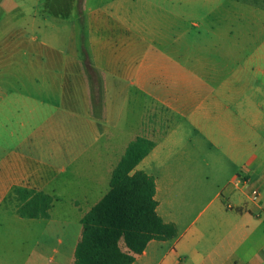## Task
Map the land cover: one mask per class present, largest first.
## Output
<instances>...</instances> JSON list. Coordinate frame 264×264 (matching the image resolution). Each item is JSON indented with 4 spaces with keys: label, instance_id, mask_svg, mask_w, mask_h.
<instances>
[{
    "label": "crops",
    "instance_id": "0c3cea01",
    "mask_svg": "<svg viewBox=\"0 0 264 264\" xmlns=\"http://www.w3.org/2000/svg\"><path fill=\"white\" fill-rule=\"evenodd\" d=\"M241 1L83 0L80 9L79 0H0V62L12 66L0 72V208L18 186L55 191L54 201L77 214L60 222L61 233H26L25 264L74 263L82 218L108 193L138 137L155 146L136 170L155 178L157 212L178 237L150 241L133 264H264V41L236 36L255 34L257 18L264 30V10H241ZM52 15L71 24V56H78L84 18L89 56L104 81L103 132L78 57L72 63L88 94L84 115L76 113L82 90L65 104L79 133L52 140L40 121L52 95L64 98L65 86L77 83L44 78L46 64L65 69L60 53H47L56 51L46 37ZM22 56L24 75L13 68ZM201 200L204 209L191 217ZM41 220L53 223L51 214Z\"/></svg>",
    "mask_w": 264,
    "mask_h": 264
},
{
    "label": "trees",
    "instance_id": "16d2710c",
    "mask_svg": "<svg viewBox=\"0 0 264 264\" xmlns=\"http://www.w3.org/2000/svg\"><path fill=\"white\" fill-rule=\"evenodd\" d=\"M81 3L79 0L80 9ZM88 70L95 83V70L91 66ZM154 146L155 142L145 137L129 144L113 171L110 190L82 218V236L73 264H133L150 241L178 237L176 225L166 223L157 212L155 178L136 170ZM12 200L16 203L14 212L24 219H49L54 203L49 194L18 186L6 198Z\"/></svg>",
    "mask_w": 264,
    "mask_h": 264
},
{
    "label": "rangeland",
    "instance_id": "374dc122",
    "mask_svg": "<svg viewBox=\"0 0 264 264\" xmlns=\"http://www.w3.org/2000/svg\"><path fill=\"white\" fill-rule=\"evenodd\" d=\"M100 0H89V3L95 5ZM83 3V0H82ZM81 3V8L83 7V4ZM242 4H245L244 6L251 7L252 9L249 10H264V0H242L241 6L239 9L241 10H248L247 7H244ZM58 17V18H57ZM65 19V18H64ZM64 19H61L59 16L52 15L49 18L48 21V29L47 33L49 34V37L46 36V33L42 34V36H46L48 41H50V48L56 49L55 53L52 55V51L50 49L47 50V53H49V56L53 59H58L56 55L60 53V60L64 61L65 69L62 70L61 66L53 67L46 64L43 68L44 71V78L47 79L52 85L55 81V77L57 78V75H64V79L69 80H75L77 81L76 86L72 87V84H68L65 86V97L64 98H57L52 95L50 98L51 101L49 102V106L47 110H44L42 114H39V116H43L41 118L42 125L44 126L45 130H48L49 138L54 140L53 138L57 135L62 136V138L69 139L73 135H77L79 130H73V122H72V116L68 114V103H72L71 100H73L75 94L76 98H79L80 92L82 90L81 98L79 99V106L80 108H74L76 109V113H82L84 112L86 108V99H88V94H85L83 91V87H80L82 84L80 80L77 79L76 72V64L72 63L73 58H79L80 60V67L83 68V70H86L87 77H88V85L90 87V93H89V101L92 107V113L94 117L98 120V128L103 132V124L102 121L104 120V89L103 84L104 81L102 79V75L99 74L98 71H95V83H92L91 75L88 70V66H91L94 70L95 66L92 64L90 56H89V47H88V35L85 34L86 31V25L84 22V18H80V30L78 32L81 34V37L77 43L80 44V47L78 49V56L69 53H73L75 49H77V46H75V43L72 40V37H70L73 32L71 31V24L64 23ZM261 19L257 18L256 20V33H245L244 31L239 32L236 34L237 40H240L242 42L253 40V42H256L259 44L260 42L264 41V30L261 28ZM85 30V31H84ZM45 32V31H44ZM40 35V34H38ZM199 36V35H198ZM3 34L0 32V40L2 39ZM77 37V36H76ZM62 53L64 56H62ZM62 56V57H61ZM16 65L13 66V68H16V72L20 75L25 74V58L22 56L20 59H16ZM50 63V62H49ZM0 72L7 71V73L10 71L9 69H12V66L8 67V59H2V62H0ZM84 70V71H85ZM85 78V77H82ZM21 81V80H19ZM34 82L31 83L29 86H33ZM17 86H20V82H16ZM95 85V86H94ZM22 86V85H21ZM76 90H78L76 92ZM76 92V93H75ZM72 96L73 98H70ZM49 98V97H48ZM74 98V99H76ZM66 103V104H65ZM59 105V106H58ZM66 105V106H65ZM57 106V107H54ZM44 107V106H43ZM53 107V108H52ZM44 109V108H43ZM66 111V112H65ZM71 116V117H70ZM169 121V120H168ZM151 115L148 120V115L146 116V129L144 130V133H148V135L152 134L151 129ZM167 125L164 122V126ZM149 127V128H148ZM39 133L38 130H35V141H38L41 143L43 136L39 135L36 136V134ZM75 133V134H74ZM91 135H93V132H90ZM9 146V142H7V145L5 147ZM6 151L2 150L0 151V156L4 155ZM47 153H51V150H47ZM109 182L105 183L104 185H107L109 187ZM52 189H55L56 182L51 185ZM106 187V186H105ZM104 189V186L102 187ZM54 191V190H53ZM51 196L56 199L57 193L49 192ZM184 196V195H183ZM206 202L204 200H201L193 209H191V217H195L200 211H202L205 207ZM52 209L50 211L51 217L53 219V223H47V221H43L41 219L39 220H26L24 218L19 217L16 213H14V207L16 203L12 200L6 201L2 203V206L0 208V264H25L26 258L28 257V249L26 248V240H25V234L32 233L33 238H36L39 236L43 231L47 233H61L63 230L62 228L65 226L64 224H60L62 221L66 220H74L76 218V212L68 207L67 205H58L56 201L53 203ZM68 207V208H66ZM63 225V226H61ZM74 233V232H72ZM122 246H125L124 242H121ZM41 262V261H40ZM39 264H47V261L41 262Z\"/></svg>",
    "mask_w": 264,
    "mask_h": 264
},
{
    "label": "built area",
    "instance_id": "2783aa9c",
    "mask_svg": "<svg viewBox=\"0 0 264 264\" xmlns=\"http://www.w3.org/2000/svg\"><path fill=\"white\" fill-rule=\"evenodd\" d=\"M259 194H260L259 190H255L253 192V195L255 196V198L259 197Z\"/></svg>",
    "mask_w": 264,
    "mask_h": 264
}]
</instances>
